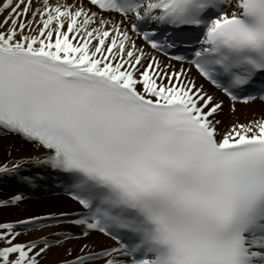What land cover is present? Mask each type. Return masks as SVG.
Returning <instances> with one entry per match:
<instances>
[{
  "label": "snow or ice",
  "instance_id": "6c2138e0",
  "mask_svg": "<svg viewBox=\"0 0 264 264\" xmlns=\"http://www.w3.org/2000/svg\"><path fill=\"white\" fill-rule=\"evenodd\" d=\"M0 187V264H264V0H0Z\"/></svg>",
  "mask_w": 264,
  "mask_h": 264
},
{
  "label": "bare ground",
  "instance_id": "6f19581e",
  "mask_svg": "<svg viewBox=\"0 0 264 264\" xmlns=\"http://www.w3.org/2000/svg\"><path fill=\"white\" fill-rule=\"evenodd\" d=\"M0 192H2V191H0ZM4 193H6V192H4ZM43 197H44V196H43ZM43 197H37L38 199H37L36 201L33 202L34 205H38V204H39V198H43Z\"/></svg>",
  "mask_w": 264,
  "mask_h": 264
}]
</instances>
